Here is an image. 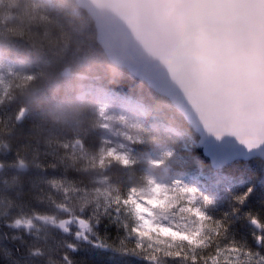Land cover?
<instances>
[{
    "label": "trees",
    "instance_id": "1",
    "mask_svg": "<svg viewBox=\"0 0 264 264\" xmlns=\"http://www.w3.org/2000/svg\"><path fill=\"white\" fill-rule=\"evenodd\" d=\"M96 37L92 18L74 0H0V57L22 72L0 98V264H212L209 257L243 264L244 251L232 255L233 247L264 264V239L256 238L264 228L249 218L264 222V162L243 159L230 164V176L216 174L168 98L109 62ZM98 101L143 113L147 136L134 144L138 152L164 142L214 172L211 213L232 234L228 250L136 239L123 201L141 184V166L99 161ZM245 192L241 203L236 197ZM172 251L179 255H165Z\"/></svg>",
    "mask_w": 264,
    "mask_h": 264
},
{
    "label": "water",
    "instance_id": "2",
    "mask_svg": "<svg viewBox=\"0 0 264 264\" xmlns=\"http://www.w3.org/2000/svg\"><path fill=\"white\" fill-rule=\"evenodd\" d=\"M74 1L92 18L109 62L168 98L211 168L264 162V142L247 148L227 133L218 139L199 119L201 111L238 109L264 79V0Z\"/></svg>",
    "mask_w": 264,
    "mask_h": 264
},
{
    "label": "rangeland",
    "instance_id": "3",
    "mask_svg": "<svg viewBox=\"0 0 264 264\" xmlns=\"http://www.w3.org/2000/svg\"><path fill=\"white\" fill-rule=\"evenodd\" d=\"M21 76L22 72L17 64L0 57V98ZM96 104L102 118L101 145L97 155L99 161L105 157H112L122 165L138 163L141 166V184L130 187L125 194L127 198L131 189L138 190L137 193L133 194V199L142 209H149L148 212H140L139 215L143 216L144 219L152 220L154 224L170 227L173 231L186 234L196 232L195 238L203 242L195 244L186 239H174L171 236H164L152 231H149L148 236H140L138 232L134 231L136 239L153 246L185 243L192 245L195 249H200L209 244L216 252L217 249L228 250L232 242V234L226 233L223 226H217V221L211 213L214 197L209 190L211 187H218L217 182L211 177L214 172L206 170L198 159L190 157V155L187 158H182L178 152L168 147L164 142L160 143L159 150L138 152L134 144L143 142L147 136L142 133L145 131L143 113L122 107H109L103 101H98ZM185 135L189 139L188 142H193L194 139L189 133L185 132ZM183 148L188 150L189 143L183 142ZM109 150L112 151V155L108 154ZM120 157L126 158L129 163H122ZM174 164H178L179 167L175 169ZM232 168V165L229 164L223 169L214 171L216 174L228 177L232 173ZM149 180L156 185L163 186L164 191L152 193L150 191L152 185L149 184ZM181 188L193 189V191L180 192L179 189ZM153 195L157 199H164L167 196L168 199L165 203L171 206L159 207L148 204L145 197ZM173 200L176 201L175 204H172ZM123 204L128 207L133 218L132 227L143 230L142 221L138 218L134 205L131 203ZM185 205L199 208L208 219L198 221L194 215L181 211Z\"/></svg>",
    "mask_w": 264,
    "mask_h": 264
},
{
    "label": "snow or ice",
    "instance_id": "4",
    "mask_svg": "<svg viewBox=\"0 0 264 264\" xmlns=\"http://www.w3.org/2000/svg\"><path fill=\"white\" fill-rule=\"evenodd\" d=\"M248 99L242 104L238 109L233 111H201L199 115V119L203 125V127L212 135L217 137L218 139L224 134H230L234 136L241 144H243L247 148H253L257 146L259 143L264 142V79H262L254 89H252L249 93H247ZM109 155H112V151L109 150ZM121 162L124 164H128L129 161L120 157ZM149 184L152 185L150 191L152 193H158L164 191L163 186L154 184L151 180H149ZM193 191V189H179L180 192L184 191ZM137 189L133 188L130 190L129 195L126 199H124V203H131L134 205V208L137 212L138 218L142 221L143 230L140 228H133V231L138 232L140 236H148L149 231L160 233L164 236H171L172 238H181L186 239L191 243L201 244L203 241L196 239V232L192 233H184L179 231H173L170 227L154 224L152 220L144 219L143 216L139 215L140 212H148L149 209L141 208V206L135 202L133 199V194L137 193ZM249 192L251 189L248 190ZM247 192L241 194L236 197L239 202H243L247 196ZM148 204L157 205L159 207L171 206L166 205V201L168 199L167 196L164 199H157L154 195L151 197H145ZM207 201V198H205ZM176 201L173 200L172 204H175ZM181 211L190 213L194 215L198 221H205L208 218L205 216L204 212L201 211L197 207H190L185 205L182 207ZM45 217H41L44 219ZM252 224L256 225L258 228H264V222H261L256 216L249 217ZM17 224L22 223V221L17 220ZM23 223H30V221H23ZM80 223L83 227H87V222L81 220ZM217 226H220V222H216ZM258 240L264 239V237L257 236ZM137 247H140L137 244ZM231 254L236 255L240 251H244L245 262L243 264H257V262L253 261V253L248 252L246 249H237L235 247L231 248ZM217 253L222 255L224 253L223 249H217ZM165 255H179V252H165ZM227 258L226 256L224 257ZM212 260V264H216L217 257H209ZM264 259V257H261ZM240 264V262H238Z\"/></svg>",
    "mask_w": 264,
    "mask_h": 264
}]
</instances>
